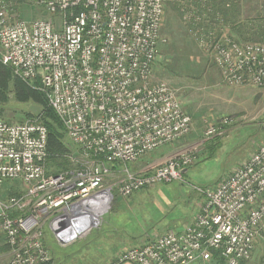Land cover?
<instances>
[{
  "label": "built area",
  "instance_id": "1",
  "mask_svg": "<svg viewBox=\"0 0 264 264\" xmlns=\"http://www.w3.org/2000/svg\"><path fill=\"white\" fill-rule=\"evenodd\" d=\"M30 1L47 17L14 18L10 12L18 0H0V59L25 81L39 78V89L87 161L51 173L47 127L38 120L0 119V189L17 180L24 188L21 196L0 198V264H54L45 229L63 246L74 243L103 220L115 190L128 197L181 179L195 159L188 151L152 171L127 165L193 128L178 90L154 80L160 42L166 40L165 0ZM200 44L213 55L226 84L264 87L263 43L238 44L223 35ZM231 123L223 117L204 135H221ZM197 189L202 200L192 222L123 247L116 264L250 259L264 236V142L227 177Z\"/></svg>",
  "mask_w": 264,
  "mask_h": 264
},
{
  "label": "rangeland",
  "instance_id": "2",
  "mask_svg": "<svg viewBox=\"0 0 264 264\" xmlns=\"http://www.w3.org/2000/svg\"><path fill=\"white\" fill-rule=\"evenodd\" d=\"M30 2L25 0L26 7L14 8L10 12L12 17L25 20L42 17L38 11L41 7L37 10ZM194 58L196 65L191 70H183L159 54L154 71L155 81H166L178 90L183 107L194 120L191 132L127 165L131 169H153L188 151L195 155L193 163L183 172L181 179L158 183L128 197L115 190L114 197L104 207L103 220L99 217L96 221L95 227H98L74 243L63 246L45 229L43 239L57 258L66 255L68 264H81L73 262L74 258H82V264H107L122 246L138 245L157 232L181 229L190 221L202 199L197 188L212 186L227 177L264 142V87L225 84L211 61L202 65L198 56ZM0 62L3 63L1 59ZM167 63L168 66L164 67ZM0 109L5 113L0 115L1 120H36L25 117L23 111L31 110L32 106L18 102L12 92L7 103H0ZM223 117L232 119L225 132L206 138L205 129ZM70 145L74 153L70 159L71 169L85 166L86 158L73 143ZM115 165L124 166L121 162Z\"/></svg>",
  "mask_w": 264,
  "mask_h": 264
},
{
  "label": "trees",
  "instance_id": "3",
  "mask_svg": "<svg viewBox=\"0 0 264 264\" xmlns=\"http://www.w3.org/2000/svg\"><path fill=\"white\" fill-rule=\"evenodd\" d=\"M24 1L18 0L19 4L15 8L26 7ZM40 14L47 17L46 12ZM161 34L166 40L160 42V56L163 54L183 70H191L196 65L194 56H198L202 65L211 61L219 70L222 79L213 55L204 49L199 41L215 43L225 35L238 44L264 43V0H165ZM155 67L156 63L154 71ZM39 82V78L28 82L15 76L11 67L0 62V103H7L12 92L18 102L29 103L32 106L31 110L23 111L24 115L26 118L38 120L47 127L49 152L47 169L51 173H59L73 167L70 160L74 154L70 147L72 142L62 121L50 106L47 96L39 89ZM1 111L0 109V115L4 116V110ZM23 193V184L17 180L4 184L0 189V198L6 199L10 195L21 196ZM65 257L66 255L58 256L59 261Z\"/></svg>",
  "mask_w": 264,
  "mask_h": 264
},
{
  "label": "crops",
  "instance_id": "4",
  "mask_svg": "<svg viewBox=\"0 0 264 264\" xmlns=\"http://www.w3.org/2000/svg\"><path fill=\"white\" fill-rule=\"evenodd\" d=\"M140 170L152 171V170H154V168H153V169H148V168L145 169V168L143 167V168H141ZM185 171H186V170H185ZM185 171H184V172H185ZM201 200H202V199H201ZM201 200L198 201V203H197V209H196V212L192 215L190 221H188L187 223H185V225L188 224V223H190V222H192L194 216L198 213V211H199V209H200ZM185 225H184V226H185ZM162 232H165V231H162ZM149 238H151V237H149ZM129 246H132V245H129ZM123 247H127V246H122L121 248H119L118 251H117V253H116V255H115V257L112 258L111 260H109V261L107 262V264H110L112 261H115L118 252H119ZM54 256H56V255L54 254ZM56 259H57V258H56ZM56 259H55V261H54V264H59V263H60V264H61V263H62V264H68V261H67L68 258H66V257H65L63 260H61V261H59V259H58V260H56ZM75 259H76V258L73 259V262H74V261H78L77 263H81V264H82V262H81V261H82V258H79V260H78V259L75 260ZM80 259H81V260H80ZM69 261H70V259H69ZM126 263H128V262H126ZM122 264H124V263H122ZM130 264H134V263H130ZM241 264H264V236L260 237V238L257 240L251 258L248 259V260L243 261Z\"/></svg>",
  "mask_w": 264,
  "mask_h": 264
}]
</instances>
